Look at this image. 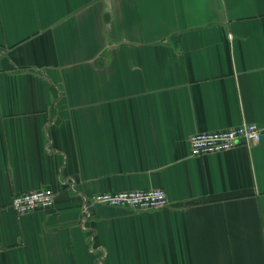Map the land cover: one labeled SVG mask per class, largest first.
<instances>
[{"label": "crops", "instance_id": "obj_1", "mask_svg": "<svg viewBox=\"0 0 264 264\" xmlns=\"http://www.w3.org/2000/svg\"><path fill=\"white\" fill-rule=\"evenodd\" d=\"M256 144L191 157L241 124ZM48 187L19 215L13 195ZM160 188L163 209L94 205ZM0 264H264V0H0Z\"/></svg>", "mask_w": 264, "mask_h": 264}, {"label": "built area", "instance_id": "obj_2", "mask_svg": "<svg viewBox=\"0 0 264 264\" xmlns=\"http://www.w3.org/2000/svg\"><path fill=\"white\" fill-rule=\"evenodd\" d=\"M261 130L255 124H241L221 131L196 133L189 137L191 157H200L225 152L239 144L251 145L260 141ZM167 195L163 189L153 188L135 191L97 193L89 198L94 205L127 208L139 211L163 209L167 206ZM55 193L44 187L13 195L11 206L19 215L36 210H46L53 205ZM1 249V247H0Z\"/></svg>", "mask_w": 264, "mask_h": 264}]
</instances>
